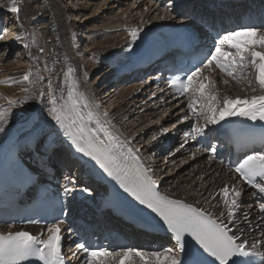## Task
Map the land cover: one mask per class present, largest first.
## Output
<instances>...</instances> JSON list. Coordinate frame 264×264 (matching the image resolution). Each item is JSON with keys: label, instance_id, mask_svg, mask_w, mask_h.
<instances>
[{"label": "snow or ice", "instance_id": "snow-or-ice-1", "mask_svg": "<svg viewBox=\"0 0 264 264\" xmlns=\"http://www.w3.org/2000/svg\"><path fill=\"white\" fill-rule=\"evenodd\" d=\"M174 7H176L174 0H168L167 10L171 11ZM8 12L18 15L20 8L10 6ZM129 35L135 42L139 32L131 29ZM4 38L0 33V40ZM257 49H264V30L250 26L227 31L216 40L213 50H210L206 62L203 63V68L215 64L221 73L240 79L245 75L244 70L251 65L256 73V82L264 90V51ZM71 73V68L65 73L68 88L66 98L61 95L57 99L56 94L51 91L47 96L50 105L47 114L51 121L76 153L93 161L132 200L162 221L167 232L171 234V240L174 241V244L163 249L141 250L124 247L119 251L103 247L91 248L81 243L77 247L84 254L82 264H247L243 258L257 256L260 257V264H264V253L258 252L257 245L253 243L249 250L237 235L241 229L238 227L234 232L230 227L234 224L236 210L240 207L239 191H235L233 198L229 199L227 186L222 189L223 202L227 208L226 223L223 219L213 218L211 214L192 204L161 195L157 181L150 175L151 170L140 160L138 155L140 150H134L128 142L121 141L107 126L108 122L101 121L84 94L78 91ZM201 75L202 68L195 67L184 79L174 78L171 87L181 95H188L190 102L187 107L193 114H196L195 105L198 102L207 101L202 105L204 111L200 113L206 124L217 125L226 117L264 121V95L251 99H229L226 96L222 101L223 106L220 107L218 95L209 94L207 91L208 84L204 81L208 78L205 76L201 79ZM29 79V75L24 76L25 81ZM4 83L6 81H0V84ZM16 103L9 100L6 107H0V133L5 132V124ZM190 127L194 135L185 133L186 139H196L204 134L203 127L196 125ZM44 148L48 151L51 145L45 144ZM211 150L215 152L214 147ZM234 171L256 190L255 198L261 201L260 215L264 220V148L247 155ZM73 187H76L75 182ZM68 191L69 189L65 187L66 194ZM81 191L92 195L87 186ZM242 215L247 222L248 213ZM47 231V239H44L42 234L32 235L27 231L0 233V264H24L33 259L40 264H64L59 224L53 223Z\"/></svg>", "mask_w": 264, "mask_h": 264}, {"label": "bare ground", "instance_id": "bare-ground-1", "mask_svg": "<svg viewBox=\"0 0 264 264\" xmlns=\"http://www.w3.org/2000/svg\"><path fill=\"white\" fill-rule=\"evenodd\" d=\"M7 1H8L7 5H9V7L15 6L12 3L13 0H6V2ZM66 1L68 2L70 0H66ZM93 1H95V0H86L85 3H81V0H74V2L72 3L73 5L71 7H73L72 11H75V13L73 14L72 18L70 17V19H69L70 23H74L76 20H77V22H80V20L82 19L81 21H84L83 23L85 24L89 20L88 19L89 17L86 18L88 20H83L82 17H84V16H79V15L81 12H84L85 14L88 13L89 8L94 6V5H95V7L98 6V4H94ZM107 1L108 0H103V2H104L103 4H105ZM60 2L62 4L61 0H25V3L21 9V14L22 15L24 14V16H28L31 13L32 15L30 16V18L32 21L33 18L36 19L35 17H32L33 14L35 13L34 11L36 9H39V10H41L40 12H43V16H42V20H41L42 23L40 22L41 26L43 25V27L47 30V33L51 36V40L53 41V43L56 40L60 41V43H55V44L52 43L53 45L52 44L50 45L51 48L57 47L56 49H57L58 53L61 56H63L64 64L66 65L65 68L63 65V68L66 70L71 68V70H72L71 78L75 81L76 85L78 86V91L80 93L84 94V96L87 98V101H88L89 105L91 106L92 110L95 111L100 116L102 122H105V121L108 122L107 126L109 128H111L117 134L118 137L121 136V132L119 133V131H118V129H119L118 126H120L124 132V131H126V129L132 128V130H133V128L136 129V128L140 127L141 125H143L139 131H129L127 136L126 137L124 136V138H126L125 140H126V142L129 143V146L131 148H133L134 150L135 149L140 150L138 155L140 157L141 162L144 164V166L147 169L151 170L150 175L152 176V178L154 180H156L159 183L163 194L165 196L171 198V199L172 198L178 199V200H181L182 202L192 204L193 206H195L197 208H200L206 212L208 211V212L214 214L216 217L219 215L218 219H223L226 223L227 219L225 216V211H227V208L225 207V205H224V207H222V202L219 200V190L221 189V187H224V186H227V187H229L230 185L232 186V180L229 178H226L223 173H218V175H217L216 171L211 172L212 169H208V168H206V166H202L201 161L198 162L197 164H195L194 162H191L188 165H185L188 161L180 162L179 164L173 165V166H171V164L168 166H164V167L161 165H158L159 168L163 167V169L159 170V173H158V171L155 172L152 169L154 167H153V165L151 166L152 162L150 160V155L152 154V152L155 153L156 145L160 144V143H164V140H163V142H161L162 139L157 138V136H158V134H160V132H159V128L155 124V121L153 120V118L152 117L147 118L148 117L147 114H143L142 112H140V110L138 108V106H139L138 100L135 101L136 98L129 100L130 95L134 94V92H136L135 89H133V88L127 89L123 93H121L122 95H120V94L116 95L118 97V98L116 97L117 102H115V103L110 102V104L108 105L109 107L108 108L105 107L107 109L106 110L107 115L105 116V114H102V113H100V111H97L98 109L96 107L95 101H93V98H94L93 97V91H91V93L90 92L88 93L86 89L81 90V88L79 87V83L83 84L82 80H85L86 77H88L90 72L94 71L93 73L95 74V72L98 70L99 71L106 70L105 68L100 67V65H97V67H95V69L93 67L94 65H90V66H87V65L91 64L89 62L91 60H94L95 58H96L95 59L96 61H98V59L101 58L99 62L102 63V65H105L104 63H107V60H109L112 55L117 53L119 48L128 40V38H127L128 34L124 33V32L122 33L121 31L123 30V28H130V27L121 23V25H120L121 28H120V27H118V25L115 26L116 24L113 25L112 24L113 20H110L111 21V22L109 21L110 28L107 31H105V29H107L109 27L108 25H106L107 26L106 28L102 27L103 29H99V30H101L100 32L105 31L106 35H108V34L111 35V34H114L116 32H119V33L116 34V36L108 35L109 36L108 38H104V40L102 39L103 41L99 42L100 44L95 45L97 47L90 49V51H92L93 53L95 52V50H97V52L99 51V53H100L98 55L99 57L96 56L97 54L95 52V56L91 57L94 59L84 60L85 61V67H83V68H87V70H85V69L81 70V69L77 68V66L75 65L76 64L74 62V61H76L75 57L72 58L69 55H68V57H66V55L64 54L68 50V42L69 41L66 42L67 39L62 41L60 37L64 36V34H66V29H65L66 26L65 25L67 23L65 22L66 24H64V21H65L66 14L69 12L68 10H70V8H68V6L65 4L66 2L64 3V0H63V3L65 5L64 4L60 5ZM123 2H124L123 0H120V2L117 0H109L107 6L110 4L112 7L111 9L113 11V8L115 5V9H120L121 13H123V11L121 10L122 6L124 4ZM27 3H29V5ZM135 3L136 2L133 1L132 4H130V6L128 7V9L131 10V12H129V13L132 15H133L132 9H133ZM70 4H71V2H70ZM88 5H91V6H88ZM2 7L3 6L0 4V11H3V12L7 11L9 8L8 7L6 10L4 7L3 8ZM152 10H154L152 8V6L151 7L146 6L145 10H144L145 12L139 11L137 14L135 13L134 15L135 16L138 15L137 18L142 19L141 17H143V14L145 15V13H146V15H147ZM110 11L111 10L108 9V12H110ZM26 12L28 13V15L27 14L25 15ZM63 12H65V14ZM21 14L20 13L18 15L13 14V19L15 20V24H16V22H18V24H20V22H23L24 26L27 29H30L29 26L31 23H29V21H26L24 18L21 19ZM110 14H111V12H110ZM161 14H166V13H165V11L160 10V12L155 13V15L158 17L153 19L151 24L147 23L146 25H142V26L137 25L138 29H136V30L138 31V30L152 29L155 26L162 24V19H160ZM137 18H135V19H137ZM114 22H116V21H114ZM130 22H129V24L131 25ZM142 22H140V23H142ZM132 25H133V23H132ZM135 26L136 25H134V27ZM70 27H72V26H70ZM117 27L119 29H117ZM132 28H133V26H132ZM96 31H97V29L91 30L92 34H94ZM82 32H86V29L84 28ZM5 33H6V35L8 33H10V35H9L10 37H8L6 39L4 38L3 40H0V42H2V43H0V51H1V49H3L4 46H6L4 49L3 55L0 56V72H3V73L6 72V74H4V77H8V78L11 77V78L8 79V81H6L7 84L6 83L0 84V105L3 103H8L9 100L14 101V99L21 98V100H19L16 103V106L11 109V114L9 115L7 123L5 124V129L10 127L11 125L25 122V120L31 115H38L37 119L33 122V125L31 128H32L33 132L39 133L42 129H44L45 126H48V123L50 125L53 124L51 122H48L49 116L47 114V106H46L47 102H45V99L43 97L44 96V90H43L42 86L39 84V82L41 80V77L39 75V70L38 71L33 70V67L31 69L26 70L24 68V66L20 67L19 66L20 64H14L12 62L10 64H6V65L2 64L1 65L2 61L5 60L6 57L10 53L13 54V51L17 47V44L19 42H21L23 44V39H24L23 37H22V39H21V37H19V41L17 40L16 44H15L12 41V37L15 36V35H13V28H11L9 30L6 29ZM14 34H16V33H14ZM17 36H20V35H17ZM28 37H29V35L25 36L26 41H27ZM81 38L83 40H85V38L83 37L82 34H81ZM95 41H97V40H95ZM31 43L32 42L30 40H28V43L26 42L25 46H24L25 49L27 50V53L29 54V56H33L32 55L33 52L31 51V48L29 49V45ZM103 45H107L106 48H108V52H105V51L100 52V51H102L100 48H102V49L104 48ZM61 48H62V50H60ZM98 49H100V50H98ZM88 51H89V49H88ZM53 53L50 52L48 54L51 56ZM105 53H106V55H104ZM91 55H92V53H91ZM49 58H51V57H49ZM34 60H36V57H34V59L31 62H33ZM81 61H82V59H81ZM87 63H89V64H87ZM95 63H93V64H95ZM88 67H90V68H88ZM66 70H65V73H66ZM102 72L96 73L97 77L95 76L96 79L94 80V83L101 81V76L104 74ZM109 73L104 75L102 78L110 75ZM48 74H50L48 76H51V73L48 72ZM25 75H29L30 79L25 81L24 80ZM64 83H65V86L63 87V89L65 90L64 97L66 98V90H67L66 77L64 78ZM244 83H247V84H245L244 87L241 86L240 88L233 90V92H235V94L230 96L231 97L230 99H236V98L251 99L254 96L259 97L261 95H264V90H262L260 88L259 84L256 82L255 71L253 72L252 77L248 78V80H246V81H243V84ZM236 85H239V84H236ZM102 87H103L102 90H105V88H106L105 85H103ZM232 87L233 86H231V87L227 86L225 91L222 88L221 93H222V91H224V93L227 96V93L231 89H233ZM25 89H27V91H25ZM53 90L55 93L56 91L60 90V88L52 87V84H51L50 91H53ZM91 90H93V89H91ZM239 91H241V93ZM105 93H107V92L105 91L101 95H99V97H101L102 100L109 98L111 95L110 92L107 95ZM225 94L222 97L221 101H223L224 97H226ZM229 95L230 94H228V96H227L228 98H229ZM56 96H57V99L60 98L57 94H56ZM98 101H99V99H98ZM105 101H103L104 104H105ZM222 106L223 105H221V107ZM101 112H104V111H101ZM111 113H113V114H111ZM129 118H132L131 121H128L125 123L126 119L129 120ZM231 118H233V117H226L223 121H221L219 124H217V126L225 127ZM116 119H118V121H120L121 124L115 125L114 121ZM150 120H153V121H150ZM156 122H158V121H156ZM166 123L167 122H164V124H166ZM147 136L151 140H148L149 142H144L145 138ZM153 137H156V139H153ZM132 143L136 144V147H138V148L132 147ZM68 144L71 147L69 142H68ZM77 154L82 156L79 153H77ZM156 167H157V165H156ZM167 170H168V172H166ZM215 192H217L218 195L215 194ZM220 214H224V217H220ZM221 216H223V215H221ZM244 240L246 241L247 237Z\"/></svg>", "mask_w": 264, "mask_h": 264}, {"label": "rangeland", "instance_id": "rangeland-1", "mask_svg": "<svg viewBox=\"0 0 264 264\" xmlns=\"http://www.w3.org/2000/svg\"><path fill=\"white\" fill-rule=\"evenodd\" d=\"M62 1V4H64L65 2V4L68 6V8H70V10H68L67 12V14H66V17H65V21H64V24H66L65 26V29H66V34H64V36H61L60 38H61V40L63 41V40H66V42L67 41H69L68 42V50L66 51V53H64L65 55H66V57H68V55L70 56V57H72V58H74L75 57V60L76 61H74L76 64V66H77V68H79V69H81V70H83V69H85V70H87V68H83V67H85V61L84 60H86V59H88V60H90V59H94V58H91L92 56H95V52H96V56L97 57H99L98 55L100 54L99 53V51L97 52V50H95V52L93 53L92 51H90V49H92V48H95V47H97V46H95L96 44H100L99 42H102L103 40H104V38H108L109 36L108 35H110V34H108V35H106V33H105V31H107L109 28H110V26L107 28V29H105L107 26L106 25H109V21L110 20H113V22L114 21H116V22H112V24L113 25H115V26H117L118 25V27H120V25H121V23L122 24H124V25H126V26H129L130 28H132V26H133V28L134 29H138V26H142V25H146L147 23L148 24H151V22H152V20L153 19H155V18H157L158 16H156L155 14H154V16L152 17V15H153V13H152V15H149V14H147V15H144L143 14V17H141L142 19H138L137 17H138V15L137 16H133L132 14H131V16L130 17H128V15L130 14L129 12H125V9H121L122 11H123V13H121L120 12V9H115V5H114V8H113V11H112V7H111V5L109 4L108 6H107V4H108V2H109V0L105 3V4H103L104 2H103V0H95V1H93V3L94 4H98V6H96L95 7V5L94 6H92V7H90L89 8V12L88 13H84V12H81L80 13V15L79 16H84V17H82L83 18V20H88L85 24L83 23L84 21H81L80 20V22H77V20L74 22V23H70V21H69V19H70V17L72 18V16H73V14L75 13V11H72L73 10V7H71L73 4V2H74V0H70V1H66V0H64V3H63V0H61ZM124 2L123 3H125V4H127V1H130V0H123ZM70 2H71V4H70ZM86 2V0H81V3H85ZM15 6H18L19 8H20V14H21V9H22V7H23V5H24V3H25V0H13V2H12ZM0 4L7 10V8L9 7V5H7L8 4V1L6 2V0H0ZM28 5H29V3H27ZM61 4V2H60V5H62ZM64 4V5H65ZM12 5V4H11ZM124 5V4H123ZM27 6V5H26ZM88 6H91V5H88ZM130 6V5H129ZM128 6V7H129ZM2 7V8H3ZM96 8V9H95ZM108 9L109 10H111L110 12H111V14H110V12H108ZM154 9V8H153ZM32 10V9H31ZM115 10V11H114ZM131 11V10H130ZM162 11V10H161ZM29 12V11H28ZM120 12V13H119ZM145 12V11H144ZM4 14L3 15H5V14H7V13H9V14H12L11 15V19H9V18H6V19H8V23L9 24H11L10 25V27L8 28V30L9 29H11V28H13V35H15L14 37H12V39H16V36L17 35H21L20 37H21V39H22V37H24V36H26V35H29V37H28V39L32 42L30 45H29V49L31 48V51L33 52V56L34 57H36V60H34L33 62H31L30 64H29V66H28V61H29V59L27 58V56H26V53H27V50L23 47V46H21V42H19L18 43V48H19V54L17 55V57H19L18 58V61L17 62H14V61H12V63H14V64H20L19 66L20 67H23L24 66V68L26 69V70H28V69H31L32 67H33V70H39V75H40V77H41V80H40V82H39V84L42 86V88H43V90H44V99H45V102H47L46 103V106H47V109H48V107H50V105L48 104V101H47V96H48V94H49V92H50V88H51V84H52V87H56V88H60V90H58V91H56L55 92V94H57L59 97H61V95H63V87L65 86V83H64V69H63V65H64V60H63V56H61L59 53H58V51H57V47L56 48H54V47H52L51 48V44L53 43V41L51 40V36L47 33V31H46V29L43 27V26H41V24L40 23H38V25H37V23H36V26H29L30 27V29H27L25 26H24V23L23 22H20V24H18V22H16V24H15V20L13 19V13H10V12H8V10L7 11H5V12H3ZM64 14H65V12H63ZM28 15V13L26 12L25 13V15ZM32 14L30 13V15H28V16H24V14L22 15L21 14V19L22 18H24L26 21H29V23H31L30 25H32V23H33V19H32V21H31V18H30V16H31ZM162 15V14H161ZM151 16V17H150ZM163 16V15H162ZM32 17H34V15L32 16ZM87 17H89L88 19H86ZM137 18L138 19V22H137V27L135 26L134 27V25H132V22H133V20H135V18ZM145 17V18H144ZM162 18H165L164 16L162 17ZM162 18H160V19H162ZM93 20V21H92ZM119 20V21H118ZM140 20V21H139ZM31 21V22H30ZM118 21V22H117ZM122 21V22H121ZM126 21H128V22H126ZM131 21V22H130ZM144 23H143V22ZM148 21V22H147ZM66 22V23H65ZM111 22V21H110ZM129 22L131 23V25L129 24ZM140 22H142V23H140ZM41 23H42V21H41ZM134 24V23H133ZM21 27H23L21 30H20V26ZM123 25V26H124ZM70 26H72V27H70ZM85 26V27H84ZM112 26V25H111ZM122 26V27H123ZM43 27V28H42ZM85 28L87 31H88V33H90L91 34V36L89 35V34H86L85 36H83L84 38H85V40L84 41H81L80 43H77L76 42V40H75V37L77 36V33H79L78 35L80 36V34H84L83 32L81 33V28ZM102 27H105L104 29H105V31H103V32H100L101 30H99V29H103ZM117 27V29H119ZM69 30H68V29ZM121 28V27H120ZM94 30V29H97V31L94 33V34H92V32H91V30ZM70 32V33H69ZM14 33H16V34H14ZM25 33V34H24ZM119 32H116V33H114V34H111L112 36H116V34H118ZM22 34H23V36H22ZM10 35V33H8L7 34V38L8 37H10L9 36ZM63 35V34H62ZM67 35V36H66ZM110 35V36H111ZM107 36V37H106ZM99 37V38H98ZM103 37V38H102ZM65 38V39H64ZM93 38V39H92ZM20 39V40H21ZM53 39V38H52ZM80 39H82V38H80ZM101 39V40H100ZM103 39V40H102ZM51 40V41H50ZM83 40V39H82ZM95 40H97V41H95ZM100 40V41H99ZM18 41H19V39H18ZM24 42V41H23ZM51 42V43H50ZM97 42V43H96ZM58 43H60V41H58ZM53 44H55V42L53 43ZM52 44V45H53ZM94 45V46H93ZM5 47L6 46H4L3 47V52L0 54V56L1 55H3V53H4V49H5ZM103 49L102 48H100L102 51H100V52H108V48H106L107 47V45H103ZM17 48V47H16ZM16 48L14 49V51H13V53L15 52V50H16ZM87 48V49H86ZM59 49V48H58ZM88 49H89V51H88ZM100 49H98V50H100ZM60 50H62V48L60 49ZM1 52V51H0ZM53 53L51 56L48 54V53ZM88 52V53H87ZM87 53V54H86ZM91 53H92V55H91ZM11 54V53H10ZM63 54V55H64ZM74 55V56H73ZM104 55H106V53L104 54ZM33 56H31V57H33ZM89 56V57H88ZM8 57V56H7ZM6 57V58H7ZM49 57H51V58H49ZM62 57V58H61ZM65 57V58H66ZM69 57V58H70ZM86 57V58H85ZM88 57V58H87ZM102 57V56H101ZM84 58V59H83ZM51 59V60H50ZM81 59H82V61H81ZM96 59V58H95ZM91 60L89 63H91V64H89V63H87V64H89V65H87V66H90V65H94L93 67H94V69H95V67H97V65H100V67H102V68H104V65H102V63H100L99 61H100V59H98V61H96V60ZM4 62H5V60H3L2 61V63H1V65L2 64H4ZM78 62V63H77ZM97 64H96V63ZM11 63V62H10ZM9 63V64H10ZM93 63H95V64H93ZM100 63V64H99ZM4 65H6V64H4ZM53 65V66H52ZM96 65V66H95ZM88 68H90V67H88ZM103 71V72H102ZM102 71H96L95 72V74L93 73L94 71H92V72H90L89 73V75H88V77H86V79L85 80H82V82H83V84L82 83H79V87L81 88V90H84V89H86L87 90V92L89 93H91V91H93V101H95V104H96V107H97V111H100V113H102V114H105L106 113V108H108L109 106V104H110V102H113V103H115V102H117V96H116V94H120V95H122L121 93H115L114 94V91H109L110 92V97L109 98H106L105 100H102V98L101 97H99V95H101V92L103 91H100L101 90V87L104 85H101V86H98L99 84L98 83H100V82H104V81H106L107 80V78H108V76H106V77H104V78H102L104 75H106V74H108L109 72H107V70H102ZM48 72L49 73H51V76H48V75H50V74H48ZM97 72H99V73H104L102 76H101V81L100 82H96V83H94V80L96 79V73ZM4 74H6V72H0V81H8V79H10V78H8V77H4ZM85 74V73H84ZM96 76V77H95ZM248 79V78H247ZM7 84V83H6ZM63 84V85H62ZM242 87H244L245 86V84H243V85H241ZM100 87V88H99ZM95 88V89H94ZM103 88V87H102ZM91 89H93V90H91ZM97 90V91H96ZM233 90H236V89H233ZM233 90L231 91H229L228 92V94H230L229 95V99L231 98L230 96H232V95H234L235 94V92H233ZM60 91V92H59ZM51 92H54V90L53 91H51ZM64 92H65V90H64ZM104 92V91H103ZM109 92H107V93H105L106 95L109 93ZM233 92V93H232ZM240 93H241V91H239ZM123 93V92H122ZM131 94V93H130ZM228 94H227V96H228ZM64 96V95H63ZM117 97V98H116ZM98 99H99V101H98ZM19 100H21V98H18V99H14V101H16V102H18ZM103 101H105V104L103 103ZM135 101H136V99H135ZM101 102V103H100ZM7 104L8 103H3V104H1L0 105V107H6L7 106ZM99 107V108H98ZM104 107V108H103ZM106 107V108H105ZM105 109V110H104ZM101 111H104V112H101ZM107 114V113H106ZM111 114H113V113H111ZM131 119L132 118H129V120H127L126 119V121H125V123L126 122H128V121H131ZM150 121H153V120H150ZM48 122H51V123H53L54 124V122L53 121H51V118L49 117V119H48ZM122 122V121H121ZM114 123H115V125H119V124H121L120 123V121H118V119H116L115 121H114ZM148 124V123H147ZM48 126H50V124L48 123ZM143 125H141L140 127H138V128H136V129H134L133 128V130H132V128H129V129H126V131H124L123 132V130H122V128L120 127V126H118V128L120 129H118V131H119V133L121 132V136H119L120 138H122L123 139V141L124 142H126V138H124V136L126 137L127 136V134H128V132L129 131H139L140 129H141V127H142ZM131 129V130H130ZM134 133V132H133ZM123 134V135H122ZM123 136V137H122ZM149 138V137H148ZM145 140H146V138H145ZM149 140V139H148ZM151 140V139H150ZM132 147H136V144H134V143H132ZM136 148H138V147H136ZM153 169V168H152ZM166 172H168V170L166 171ZM222 207H224V205L222 204ZM208 212V211H207ZM208 213H210V212H208ZM213 217H215V218H218L219 217V215L216 217L214 214H212V213H210ZM221 215H223V216H221ZM220 217H224V214H220Z\"/></svg>", "mask_w": 264, "mask_h": 264}, {"label": "water", "instance_id": "water-1", "mask_svg": "<svg viewBox=\"0 0 264 264\" xmlns=\"http://www.w3.org/2000/svg\"><path fill=\"white\" fill-rule=\"evenodd\" d=\"M34 12H35V14H37L36 17H40L41 16V12L38 9H36Z\"/></svg>", "mask_w": 264, "mask_h": 264}]
</instances>
